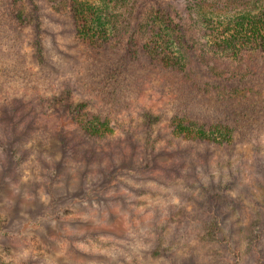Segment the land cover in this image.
Segmentation results:
<instances>
[{"label":"trees","instance_id":"1","mask_svg":"<svg viewBox=\"0 0 264 264\" xmlns=\"http://www.w3.org/2000/svg\"><path fill=\"white\" fill-rule=\"evenodd\" d=\"M67 20L89 51L110 52L105 61L111 62L105 64L100 81L90 90L92 97L85 102H75L67 90L45 99L50 112L43 114L49 110L42 107L41 113L30 110L27 114L26 120L33 118L32 125L39 122L56 142L45 139L51 154L45 164L39 159L37 167L43 172L33 173L37 189L44 186L46 191L78 177L85 190L95 188L98 198L104 199L105 192L115 187L117 192L111 197L118 198L123 195L119 183L132 188L125 183L127 178L129 182L142 180L138 189L144 192L150 182L162 185L167 181V175H161L162 180L158 174L152 179L155 175L151 174L155 168H166V161L175 169L192 154L191 149L207 157L218 151L231 153L240 139L251 142L258 137L260 124L264 127V0H0V48L10 34L11 39L19 34L30 36L36 59L44 64L46 57H52L51 49L44 46L49 24ZM135 71L155 72L174 88L170 99L174 113L166 125L172 140L160 139L165 143L162 146L148 137L161 118L152 109L144 108L139 117L146 134L143 138L131 136L119 123ZM10 72L0 63L1 83L12 78ZM11 139L7 134V141ZM95 144L104 147L95 151ZM88 145L93 147V157L86 156ZM167 147L170 151H165ZM227 153L224 157L231 159ZM9 154L6 161L10 159L20 169L22 161H17L13 151ZM6 168L0 156V246L9 254L17 248L16 238L23 231L37 232L28 218L23 222L16 218L17 204H7V208L2 204L11 183H17L14 172L6 176ZM122 199L125 204V196ZM39 220L48 222L50 230L48 237L40 239L44 243L66 238L83 243L89 233L77 229L74 217L66 221L69 225L59 214L53 220L42 214ZM219 220L202 221L207 241L223 233ZM262 221L264 214L249 226L253 247L264 233ZM160 240L156 238L153 249L156 256L162 253ZM256 264H264V255Z\"/></svg>","mask_w":264,"mask_h":264},{"label":"rangeland","instance_id":"2","mask_svg":"<svg viewBox=\"0 0 264 264\" xmlns=\"http://www.w3.org/2000/svg\"><path fill=\"white\" fill-rule=\"evenodd\" d=\"M49 29L44 46L51 49L52 57H46L44 64L36 59L30 36L19 34L15 36L19 37L17 40L11 39L10 34L8 40L6 37L1 41L0 63L11 69L12 78L0 82V156L7 166L6 176L14 172L12 178L18 183H11L2 204L6 208L7 204H17L20 212L16 218L22 222L28 218L37 233L23 231L16 238L17 248L10 249L9 254L3 253L0 246V264H256L264 255V233L258 246L253 247L249 226L264 214L260 204L264 197L261 124L258 137L251 142L240 139V145L231 153L218 151L207 157L203 151L191 149L192 154L177 163L175 169L164 160L168 166L161 171L155 168L151 174L155 175L152 179L158 174L162 180L161 175H167V181L162 185L150 182L144 192L138 189L142 180L129 182L127 178L124 181L131 183L132 188L119 183L118 191L123 195L118 198L111 197L117 192L116 187L105 192L104 199L98 198L94 187L85 190L78 177L46 191L44 186L37 189L33 173L43 172L37 165L39 159L42 164L49 159L51 151L45 139H51V135L39 122L32 125L33 118L26 120L27 114L30 110L41 113L42 107L49 110H43V114L50 112L51 106L45 99L67 90L75 102H85L92 97L90 90L100 81L105 64L111 62L105 61V54L111 55L110 52L97 55L89 51L77 38L69 20L49 24ZM126 91L123 114L119 116L123 128L131 136L143 138L146 134L139 117L144 108L152 109L161 118L148 135L150 142L158 140L157 145L162 146L163 141L172 140L166 128L174 113V103L170 101L174 88L169 81L155 72L135 71ZM7 134L12 136L11 141H7ZM103 147H84L86 156L93 157L90 148L99 151ZM10 151L17 161H22L20 169H15L17 164L10 159L6 161ZM224 153L232 158L224 157ZM104 189L97 190L104 193ZM42 214L52 220L59 214L66 225L74 217L78 220L77 229L89 232L87 238L83 243L69 238L42 242L40 239L48 237L50 231L48 222L39 220ZM213 217L220 218L223 233L209 242L202 221ZM260 228H264L263 221ZM159 237L162 253L156 256L153 249Z\"/></svg>","mask_w":264,"mask_h":264}]
</instances>
